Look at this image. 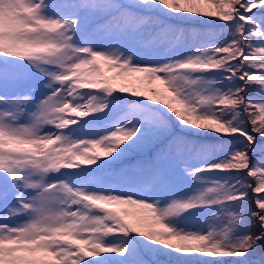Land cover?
<instances>
[{
  "label": "snow or ice",
  "instance_id": "obj_1",
  "mask_svg": "<svg viewBox=\"0 0 264 264\" xmlns=\"http://www.w3.org/2000/svg\"><path fill=\"white\" fill-rule=\"evenodd\" d=\"M262 243L264 0H0V264Z\"/></svg>",
  "mask_w": 264,
  "mask_h": 264
},
{
  "label": "rangeland",
  "instance_id": "obj_2",
  "mask_svg": "<svg viewBox=\"0 0 264 264\" xmlns=\"http://www.w3.org/2000/svg\"><path fill=\"white\" fill-rule=\"evenodd\" d=\"M210 20H215V18L195 17L193 22L197 23L196 25L201 24L199 26L200 27H204V28L208 27V26H210V27L215 26V23H206L205 22V21H210ZM217 25H220V24L217 23ZM220 29H221V27H220ZM108 74L111 75V73H108ZM250 94H251V90H250ZM249 131H251V125H249ZM100 151L101 150H98V149L96 150L97 153H99ZM253 156L255 157V155H253ZM253 156H252V159H253ZM243 174L246 175L245 173H243ZM243 174L241 173V176H243ZM183 184H184V187H186L187 190L191 189L194 186L191 181H187V180L183 181ZM249 195L251 196V193H249ZM250 203H251V201H250ZM253 207H254V205H253ZM252 231L256 232V231H258V229L253 227ZM262 252H264V243L261 244V251H258L257 253H255L252 256H250L249 259L252 260V261L260 260ZM198 255H200L201 258H203V259H217V258L203 256V254H198ZM218 259H223L225 261H232V260L237 259V258H235V257H219Z\"/></svg>",
  "mask_w": 264,
  "mask_h": 264
},
{
  "label": "trees",
  "instance_id": "obj_3",
  "mask_svg": "<svg viewBox=\"0 0 264 264\" xmlns=\"http://www.w3.org/2000/svg\"><path fill=\"white\" fill-rule=\"evenodd\" d=\"M220 27H221L220 25H217V23H215V26H213L212 29H213V30H217V31H219V30H222V29H220ZM194 138H195V139H200L199 137H194ZM241 139H243V138H242V137H239V136H236V137H235V140H237V141H239V140H241ZM208 140H209L210 142H214V137L210 135V136L208 137ZM136 159H137V158L134 157V158H133V162H135ZM255 159H256V157L253 156V161H255ZM243 175H244V174H243Z\"/></svg>",
  "mask_w": 264,
  "mask_h": 264
}]
</instances>
